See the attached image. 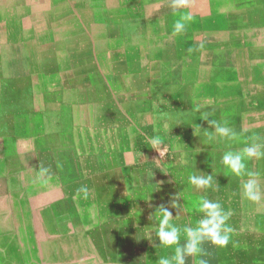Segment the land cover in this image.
<instances>
[{
    "label": "crops",
    "instance_id": "1",
    "mask_svg": "<svg viewBox=\"0 0 264 264\" xmlns=\"http://www.w3.org/2000/svg\"><path fill=\"white\" fill-rule=\"evenodd\" d=\"M172 4L0 0L4 264H149L145 255L154 264L168 250L141 229L172 194L184 188L187 202L204 194L186 183L194 169L217 175L207 195L235 229L227 247L204 245L207 264H264V204L241 197L240 181L219 164L225 145H204L193 128L213 130L200 115L207 111L241 134L235 150L264 137V0ZM185 11L194 21L171 35ZM156 130L166 149L159 160L148 143ZM249 167L264 170V161ZM81 185L87 201L74 197ZM186 222L182 213L175 220Z\"/></svg>",
    "mask_w": 264,
    "mask_h": 264
},
{
    "label": "clouds",
    "instance_id": "2",
    "mask_svg": "<svg viewBox=\"0 0 264 264\" xmlns=\"http://www.w3.org/2000/svg\"><path fill=\"white\" fill-rule=\"evenodd\" d=\"M187 4L188 0H173L172 7L178 9L187 7ZM177 15L178 18L171 25V35L173 36L183 35L194 21V17L187 11L179 12ZM200 115H202L203 121H207L209 128L213 129L201 132L200 126L194 125V130H198L204 135V145L218 143L225 145V150L219 159L223 173L240 181L239 194L245 201L258 206L264 204V181H262L264 170H252L249 167L252 162L264 161V137L253 135L244 142V147L235 150L231 145L241 142V134L230 126L227 118L210 119L207 111ZM148 143L150 149L159 155V158L155 160H159L161 153L166 151L159 130H156L154 136L148 138ZM139 155L144 158L142 152ZM36 172L37 178L43 180L44 183L51 180L47 167L38 164ZM216 176L212 171L207 174L194 169L187 175L186 183L192 189L204 193L203 195H200L195 201L187 202L182 195L185 190L183 188L181 192L169 197L167 205L164 203L155 205L154 211L149 216L151 225L141 229L144 232L145 238L143 239L150 243L154 242L155 249L164 248L168 252L156 258L154 264H188L189 260L192 261V264H207V260L204 258L205 244L224 248L232 241L235 232L230 223L232 213L226 210L219 200L212 199L207 195L209 191L219 188ZM157 190L158 187L149 192L146 199L140 200H151V194ZM90 194L89 186L81 185L76 188L74 197L87 201ZM173 210L177 213L176 217H173ZM138 213L140 215V212ZM181 213L186 217L187 222L178 225L175 220ZM193 213L198 214V218L194 222L192 220ZM143 259L151 264L147 255Z\"/></svg>",
    "mask_w": 264,
    "mask_h": 264
},
{
    "label": "rangeland",
    "instance_id": "3",
    "mask_svg": "<svg viewBox=\"0 0 264 264\" xmlns=\"http://www.w3.org/2000/svg\"><path fill=\"white\" fill-rule=\"evenodd\" d=\"M1 254H0V264H4V261H3V259L1 260Z\"/></svg>",
    "mask_w": 264,
    "mask_h": 264
}]
</instances>
